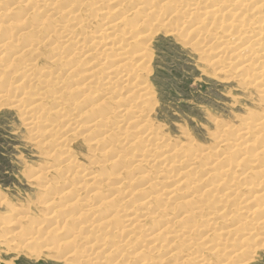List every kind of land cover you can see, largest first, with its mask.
Instances as JSON below:
<instances>
[{
  "label": "rangeland",
  "instance_id": "rangeland-1",
  "mask_svg": "<svg viewBox=\"0 0 264 264\" xmlns=\"http://www.w3.org/2000/svg\"><path fill=\"white\" fill-rule=\"evenodd\" d=\"M19 1L0 0V29L2 34L6 32L4 36L0 33V45L5 42L6 46L3 55L0 54V264H182L183 260V264H198L197 260L189 259L194 256L204 257L211 264H223L229 255L237 253L238 259H230V264H264V190L261 191L264 183L258 189L261 196L251 198L254 188L249 189L257 178H264V169L262 175H252L258 171L255 167L264 168V147L261 148V143H256V147L243 133L244 128L256 124L253 120L256 115L264 120V69L261 68L263 64L260 66L254 61L246 70L238 67L244 58L256 56L260 63L263 60L264 36L259 37L257 33H264V1L250 4L256 14L245 11L244 5L248 3L245 1L236 0L237 3H234L236 1L225 0L229 3L228 13L226 10L217 11L218 0L200 2L199 10L214 7L216 13L208 18L213 27L199 29L194 25L196 18H185L194 8L186 6L188 2L183 0L185 3L178 8L172 22H167L166 26L173 27L170 29L173 32H170L165 26L158 28L159 24L153 22L151 25L150 21L146 23L142 18L133 16L129 10L139 3L137 0H129V5L125 4L123 9L121 6L118 13L112 12L116 5L112 1L96 0L89 12L83 9L77 11L75 17H53L49 26L39 32L34 30V34L30 32L31 27L37 24L38 19H45V15L51 19L52 7L62 9L66 4L57 0L60 2L52 3L56 7L50 5L51 8L45 6L46 9H41L43 2L39 1L36 11L34 3L29 2L24 7L19 5ZM47 1L45 4H51L53 0ZM143 4L141 7H150L146 2ZM105 11L108 12L105 14L107 19H104ZM28 12L30 17L23 23L21 18ZM122 15L126 18L124 22ZM256 16L259 18L256 19ZM177 19L186 24L182 26L183 23ZM19 21L23 24L21 27ZM8 24H17L19 28ZM106 24L107 27L112 24L117 26L98 33L97 29ZM230 25H234L232 28L235 29H231ZM10 26L16 31L12 30L13 35ZM61 26L75 32L72 44L68 42L69 49L68 45H62V35L56 36L51 32ZM236 28L250 37L256 35L259 41L243 51L247 45L237 42ZM7 33L15 38L14 41L20 33H24L23 38L26 37L14 43ZM112 33L119 42L112 53L118 54L122 48L127 60L125 63L129 64L123 79L119 76L112 80L108 74L119 62V54H109L111 51L105 50L106 40L114 39L110 35ZM44 35L49 38L38 46V51L20 53L18 48L22 44L41 41ZM102 38L107 39L103 41ZM227 38L230 45L226 52L234 50L235 53L222 56V43ZM91 40L101 41L100 49L90 45ZM73 49L75 55L71 58L66 54ZM235 56L239 58L235 60ZM57 58L62 60L59 61L62 64ZM97 58L104 64L100 72L102 75H96L97 79L100 78L98 85L94 83L97 81L95 78L90 84L84 77L90 62L97 61ZM135 60L141 62L140 65L143 63L142 67L136 66L138 63ZM73 65L75 72L59 75L61 69ZM28 69H32L33 80L30 82L25 79L19 82L13 76L14 73H28ZM117 71L114 70L113 76ZM47 72L52 74L50 78L55 83L49 84L48 96L39 95V90L48 89H44L42 82L44 77H49ZM107 76L111 79L110 83L114 81L111 86H108V81H101ZM258 76H262V81ZM82 83L86 86L80 85ZM9 84L14 87L13 92L7 91ZM104 88L106 93L111 90L110 93H100ZM38 96L45 99L41 101L40 113L33 117L32 106L39 103L35 100ZM19 99L20 104H24L20 105ZM60 107H67L62 116L59 114ZM27 108H30V114L26 113ZM100 108L104 110L102 116ZM122 108H126L128 113L122 115ZM87 112L90 117L94 115L92 119L100 115L97 119L102 123L96 133L86 132L91 120ZM119 113L124 120H119ZM140 114L145 116V120L141 117L142 120L135 124ZM108 116L112 121L104 126L103 121ZM55 126L58 128L55 129ZM47 129L50 132L45 137L37 136V131ZM54 129L57 132L51 131ZM108 130L111 137L105 138V142L99 140L101 134ZM255 136L264 137V126L255 131ZM51 137L53 141L43 145L42 141ZM60 138L65 140L61 142ZM234 144V148L229 150ZM198 156L201 158L196 161ZM235 162L239 164L233 172H224L229 164ZM190 163L195 164V167L192 166L194 169L186 168L185 164ZM84 171L102 178L104 186L86 180L82 177ZM146 174L152 179L150 186L143 185L145 181L142 177ZM170 176L172 182L168 181ZM169 185L176 186L171 194V188H167ZM142 189L146 192L141 193ZM204 191L207 193L202 196ZM155 192L160 195L158 200L149 208L141 209L138 205L142 202L141 196ZM229 192H239V195L236 199L228 198ZM187 194L194 198L187 196L189 204L178 208L183 201L181 196ZM110 195H113L114 202L111 200L110 204L107 202L108 205L103 203L100 206ZM115 211H118L117 218H111V213ZM187 211L191 212L183 214ZM144 212L150 216L139 218ZM188 214L190 216L186 217ZM127 218L135 221L133 229L124 226ZM105 220L109 222L104 223ZM242 220L246 225L235 230L233 223ZM47 226L56 227V234L47 232ZM158 226L165 229L170 226L171 229L158 236L156 240L160 239L157 241L147 240ZM231 229L235 231L232 236L228 234ZM211 232L214 234L208 237ZM247 234H251L250 237ZM71 236L77 238V244L64 243L71 240ZM172 241L176 247H172ZM46 243H50L52 249L45 251L50 257L40 255L35 258L27 253L45 248ZM188 245H193L191 251L187 250ZM206 246L212 247L215 253L207 254ZM223 259L226 260L222 262Z\"/></svg>",
  "mask_w": 264,
  "mask_h": 264
},
{
  "label": "bare ground",
  "instance_id": "bare-ground-1",
  "mask_svg": "<svg viewBox=\"0 0 264 264\" xmlns=\"http://www.w3.org/2000/svg\"><path fill=\"white\" fill-rule=\"evenodd\" d=\"M43 2V5H41V9H46L47 7H50V5L51 6H55V4H52V3H58V2H60V1H62L63 3L65 2V8L64 7H62V9H58L56 6V8H54V7H52V10L54 11L53 12V14H52V17H50L51 19H48L47 18V16H49V15H45V19H38V22H37V24L36 23H34V26H32L31 28H32V30L30 31V32H32L33 34H34V30L35 31H37V32H39L41 29H44L46 26H49L50 24H49V22L51 23V21H53L52 20V18L53 17H56V16H58V15H66V17L67 18H70V17H72V16H74L75 17V14H76V12L77 11H81V10H83L84 9V11L85 10H87L88 12L90 11V10H92V8H94V5H95V1L96 0H85L86 2L84 3L83 2V0H77L76 2H75V0H73V1H71V0H60V1H57V0H51L52 2H51V4H49V3H47V4H45V2H48L47 0H21V1H19V5L20 6H26V5H28V3L29 2H31V3H34V9L37 11L38 10V8H39V6L37 5L38 4V2ZM100 1V0H99ZM105 1V0H104ZM107 1V0H106ZM105 1V2H106ZM110 1H112V3H115L114 5V7L112 8V12H114V13H118V12H120L121 11V6H122V9H123V7H124V5L125 4H128L129 3V0H110ZM136 1V0H135ZM187 2H188V4H186V6H190V5H192V7L194 8V9H190L191 10V12L190 13H188V14H186V16H185V18H187V19H189V18H196V20H195V24L194 25H196V28H199V29H203V28H205L206 26L207 27H209V26H211V25H214L211 21H209L208 22V18L209 17H212L216 12H215V9H214V7H211V10L209 9H207V10H204V11H201V10H199L200 9V7H199V5H200V2L202 3H206V2H204V1H207V0H186ZM212 1V0H211ZM211 1H210V3H211ZM230 1V0H229ZM232 1H236V0H232ZM239 1H245V2H248L246 5H244L246 8H245V11H247V10H249L248 12H253V10L255 9L254 7H253V5H252V7H250L251 5L250 4H255L256 2L255 1H257V0H239ZM259 1V0H258ZM262 2L264 1V0H261ZM103 2V1H102ZM101 2V3H102ZM109 2V1H108ZM132 2H134V1H132ZM136 2H139L137 5H133V7L131 8V10H129L130 11V13L133 15V16H135V17H140V18H142L143 19V21H150V23H151V25H152V23L154 22V24L156 23V24H159V27L158 28H162L161 26H165V27H167V29H172L173 27L172 26H166L167 25V22H169V21H171L173 18L172 17H174L175 16V14L176 13H178V8L179 7H181L182 6V4H184L185 2L183 1V0H137ZM136 2L134 3V4H136ZM146 2V5L147 6H150V7H141V5H144L143 3H145ZM218 5H217V2H216V5H217V7H216V9H217V11L218 12H220V11H225L226 9H227V5L229 4V3H226V1L225 0H218ZM228 2V1H227ZM202 3V4H203ZM213 3V2H212ZM234 3H237V1L236 2H234ZM244 3V2H243ZM60 4H62V3H60ZM105 4V3H104ZM109 3H107L106 5H108ZM177 4H178V6H177ZM214 5H215V3H213ZM213 4H212V6H213ZM17 5V4H16ZM59 5V4H58ZM98 5V4H97ZM129 5V4H128ZM140 5V6H139ZM211 5V4H210ZM45 6H47V7H45ZM255 6V5H254ZM257 6V5H256ZM76 8V10L74 11V9ZM105 7V6H104ZM129 7V6H128ZM171 7H173L172 9H171ZM198 7H199V9H198ZM260 7V6H259ZM51 8V7H50ZM207 8V7H206ZM205 8V9H206ZM254 8V9H253ZM256 8H258V7H256ZM262 8V7H261ZM114 9V10H113ZM127 9V8H126ZM129 9V8H128ZM180 9V8H179ZM259 9V8H258ZM58 10H60V11H58ZM198 10H199V12H198ZM234 10V9H233ZM62 11H66V12H62ZM127 11V10H126ZM128 11V12H129ZM235 11H237V10H235ZM259 11V10H258ZM257 11V12H258ZM261 11V10H260ZM86 12V11H85ZM106 12L107 11H105L103 14H104V16H105V14H106ZM127 12V13H128ZM183 11H181V13H182ZM238 12H239V9H238ZM238 12H236V13H238ZM251 12V13H252ZM30 12H28V13H25L23 16H22V22L24 23V21L27 19V18H29L30 17V14H29ZM108 13V12H107ZM126 13V12H125ZM226 13H228L227 12V10H226ZM234 13V12H233ZM254 13V12H253ZM260 13V12H259ZM3 14V13H2ZM78 14H79V12H78ZM77 14V15H78ZM183 14V13H182ZM182 14H181V17H182ZM221 14H223V13H221ZM225 14V13H224ZM254 14H256V12L254 13ZM254 14H252V15H254ZM5 15V14H4ZM72 15V16H71ZM116 15V14H115ZM177 15V14H176ZM2 16V15H1ZM87 16V15H86ZM178 16L180 17V14H178ZM216 16V15H215ZM234 16V15H233ZM245 16V15H244ZM88 17V16H87ZM107 17H109V16H107ZM214 17V16H213ZM234 17H237V16H234ZM243 17V16H242ZM248 17H250V15H248ZM118 18V17H117ZM256 19L257 18H259V16L257 17H255ZM55 19V18H54ZM88 19V18H87ZM104 19H107L106 18V16L104 17ZM124 19H126V18H123V15H122V22H124L125 20ZM212 19V18H211ZM239 19L240 18H238L237 20L239 21ZM118 20V19H117ZM138 20V19H137ZM177 20H179V19H177ZM213 20V19H212ZM215 20V19H214ZM217 20V19H216ZM236 20V19H235ZM243 20V19H242ZM255 20V19H254ZM116 21V20H115ZM120 22H121V20H119ZM180 21V20H179ZM241 21V20H240ZM138 22V21H137ZM172 22V21H171ZM178 22V21H177ZM180 22H182V20L180 21ZM242 22V21H241ZM245 22V21H244ZM259 22V21H258ZM19 23H20V21H19ZM108 23V22H107ZM111 23V22H110ZM114 23H116V22H114ZM119 23V22H118ZM141 23L142 22H140L139 24L141 25ZM147 23V22H146ZM183 24H182V26L183 25H185L186 24V22H182ZM240 23V22H239ZM22 23H20V24H18L19 26L21 25ZM148 24H149V22H148ZM8 25H11V24H8ZM17 25V24H16ZM16 25H11L12 27L14 26V28L15 27H18L19 28V26H16ZM23 25V24H22ZM110 25V24H109ZM119 25V24H118ZM177 25H178V23H177ZM229 25V24H228ZM238 25V24H237ZM242 25V24H241ZM241 25H238V26H241ZM6 26V25H5ZM10 26V27H11ZM104 27H99L97 30V32L98 33H103V30L105 29L106 31H109V30H112L111 28H113L114 26H117V24H112L111 26H108L107 27V24L106 25H103ZM106 26V27H105ZM174 26V25H173ZM231 26V25H230ZM229 26V27H230ZM234 25H232L231 26V29H235V28H232ZM237 26V27H238ZM9 27V28H10ZM12 27H11V32H12V30L14 29H12ZM21 27V26H20ZM185 27V26H184ZM206 27V28H207ZM211 27H213V26H211ZM243 27V26H242ZM1 28V27H0ZM7 28H8V26H7ZM6 28V29H7ZM17 28V29H18ZM134 28V27H133ZM193 28V27H192ZM195 28V27H194ZM195 28V29H196ZM2 29V28H1ZM1 29H0V33H1ZM5 29V30H6ZM16 29V28H15ZM20 29H23V28H20ZM48 29H50L49 27H48ZM96 29V28H95ZM103 29V30H102ZM176 29H178V28H175V30ZM198 29V30H199ZM230 29V31H232ZM174 30V31H175ZM180 30V29H179ZM236 30L237 31H235L234 32V34L235 33H237V35L235 36L236 38H237V42H239V43H244V44H246L247 46L245 47V48H243L244 50L243 51H245V49L246 48H248V47H250L253 43H256V42H258L259 40H258V38H257V36H259V37H261V36H264V33H262V32H259V33H257V36L256 35H254V36H249V35H247L246 33H244V32H242L241 31V29L239 28H236ZM27 31V30H26ZM42 31V30H41ZM93 31H94V29H93ZM128 31V30H127ZM178 31V30H177ZM201 31V30H200ZM11 32H9L10 34H11ZM13 32L15 33L16 31H14L13 30ZM13 32H12V34L11 35H13ZM17 32H19V31H17ZM28 32V31H27ZM51 32H53V34L54 35H56V36H61L62 35V39H63V42H62V45H68V42L70 41V43H71V41L73 40L72 38L73 37H76L75 36V32H74V30H70V29H67L66 27H64V26H61V27H59V29H57V30H52ZM167 32H168V30H167ZM170 32H173V30L171 31L170 30ZM169 32V33H170ZM186 32H188V31H186ZM198 32V31H197ZM9 33H7L8 35H9ZM26 33V32H25ZM110 33V32H109ZM179 33V32H178ZM230 33V32H229ZM240 33H241V35H240ZM243 33H244V35H243ZM2 34V33H1ZM4 34H6V32L4 33ZM4 34H2V36H4ZM23 34L24 33H20V34H18L19 36L17 37V39L16 40H19L18 42H20V41H22V40H24V38L26 37H22L23 36ZM27 34V33H26ZM32 34V35H33ZM95 34H97V33H95ZM101 34H99L98 36H100ZM127 34V33H126ZM147 34V33H146ZM189 34V33H188ZM231 34H233V31L231 32ZM230 34V35H231ZM11 35H9L10 36V38L11 39H13V42L15 43L16 42V40L14 41V39L15 38H13V36L11 37ZM17 35V34H16ZM28 35V34H27ZM111 36L113 35V38L116 36L114 33H112V34H110ZM172 35H174V34H172ZM176 35H177V33H176ZM9 36H8V38H9ZM46 35H44L43 36V39L41 40V41H38V40H35V41H31V42H25V44H22V46H20L18 49L20 50V53H21V51L24 53V54H27V53H30V54H33V53H31V52H33V51H38L39 50V45L41 44V43H44L46 40H47V38H49V37H45ZM93 36V35H92ZM97 36V37H98ZM171 36V35H170ZM187 36H189V35H187ZM207 36V35H206ZM210 36H212V35H210ZM28 37V36H27ZM95 37V36H94ZM173 37V36H172ZM230 37V36H229ZM4 38V37H3ZM2 38V39H3ZM38 38V37H37ZM65 38H67V39H65ZM144 38H147V37H144ZM149 38V37H148ZM187 38V37H186ZM205 38V37H204ZM4 39H6V38H4ZM27 39V38H26ZM25 39V40H26ZM103 39V41H105L106 39L105 38H102ZM121 39V38H120ZM119 39V41H122V40H120ZM228 39V38H227ZM235 39V38H234ZM95 40V39H94ZM97 40V39H96ZM236 40V39H235ZM9 41V40H8ZM77 41V40H76ZM117 42V43H116ZM5 43V42H4ZM4 43H2V45H0V54L1 55H3V52L5 51L4 50V48L6 47L5 46V44ZM75 43V42H74ZM77 43V42H76ZM89 43V42H88ZM106 43H108L107 44V46H105V50L106 51H111V53H109V54H114V53H112V49H114V47L116 46V44H118L119 42L117 41V39H111V40H106ZM4 44V45H3ZM12 44V43H11ZM54 44V43H53ZM72 44V43H71ZM101 44V41L100 42H98V41H93V40H91L90 41V45H93V46H95V47H97L98 49H100L99 48V45ZM122 44V43H121ZM190 44V43H189ZM223 45H224V51L222 50V48H221V50H222V52L221 53H223L222 54V56L224 55V54H226V53H230V52H226V50H228V48H227V46L228 45H230V42H229V39L228 40H226V41H224L223 43H222ZM243 44V45H244ZM19 45H21V44H19ZM55 45V44H54ZM82 45V44H81ZM103 45H104V43H103ZM222 45V46H223ZM69 46L70 45H68L67 46V49H69ZM75 46V45H74ZM136 46V45H135ZM8 47V46H7ZM11 47H13V46H11ZM89 47V46H88ZM92 47V46H91ZM101 47V46H100ZM132 47H134V46H132ZM146 47H147V45H146ZM204 47H205V45H204ZM203 47V48H204ZM115 48H118V47H115ZM130 48V47H129ZM138 48V47H137ZM145 48V47H144ZM63 48H60V50H62ZM119 50H121V52L120 53H118V51L117 50H115V51H117V53L119 54V58H118V60H119V62L117 63H115L114 64V68H113V70H111V71H108V74L110 75V77L111 78H113L112 80H114V79H116L117 77H121V79H123L124 78V76L125 75H123L124 74V72H125V70H126V65H128L129 66V64H126L125 63V61H127L126 60V57H124V51L122 50V48L121 49H119ZM137 50V52H138V49H136ZM144 49H142L141 51H143ZM206 50V49H205ZM220 50V49H219ZM220 50V51H221ZM17 51V50H16ZM15 51V52H16ZM68 51H70V52H68V54H66V55H70V57L72 58V57H74V55H75V53H74V49L73 50H68ZM96 51V50H95ZM140 51V52H141ZM146 51H147V49H146ZM136 52V53H137ZM87 53V52H86ZM101 53H103V52H101ZM145 53V52H144ZM232 53H235L234 52V50H233V52ZM232 53H230V55L232 54ZM240 53V52H239ZM59 54H62L63 55V52H60ZM78 54V53H77ZM118 54H114V55H118ZM135 54V53H134ZM133 54V55H134ZM138 54V53H137ZM140 54H143V53H139V55ZM243 54V53H242ZM65 55V54H64ZM91 55V54H90ZM95 55V54H94ZM237 55H238V52H237ZM241 55V53L239 54V56ZM86 56V55H85ZM88 56H89V54H88ZM87 56V57H88ZM143 56V55H142ZM221 56V55H220ZM27 57V56H26ZM76 58H77V56H75ZM90 58H91V56H89ZM88 57V58H89ZM134 57V56H133ZM135 57H136V55H135ZM137 57H138V55H137ZM136 57V58H137ZM141 57V56H140ZM64 58V57H63ZM62 58V59H63ZM66 58V57H65ZM64 58V59H65ZM92 58H93V60H96V59H94V56H92ZM96 58V57H95ZM235 60H237L239 57L238 56H235ZM262 58V57H261ZM23 59V58H22ZM58 59V62L59 61H62L61 59H59V58H57ZM100 58H97V61H94V62H90V64H89V68H87V71H86V73H85V76L84 77H86V79H85V81H87V82H89L90 84H92L94 81H93V79L95 78L97 81L96 82H94L95 84H100L99 82H98V80L100 79H97L96 78V75H98L103 69H104V64L103 63H101L100 61H98ZM143 59V58H142ZM220 59V58H219ZM256 56H253V57H251V58H247L246 60H245V58H244V60L242 61V62H240L239 64H238V67H240V69H243V70H246L247 69V67L249 66V64L251 63V62H255V63H259L260 64V66L263 64V66H261V68L262 69H264V57H263V60H262V62L260 63V62H258V60L256 59ZM141 60V59H140ZM139 60V61H140ZM144 60V59H143ZM143 60H141V61H143ZM12 61H14V60H12ZM67 61V60H66ZM136 61V63H138L137 62V60H135ZM261 61V60H260ZM102 62H104L103 60H102ZM60 64H62L61 62H59ZM141 63V62H140ZM140 63H138L136 66H138V65H140ZM143 64V63H142ZM141 64V65H142ZM131 65H132V63H131ZM140 65V66H141ZM76 66H77V64H76ZM135 66V65H134ZM135 66V67H136ZM140 66H138V67H140ZM75 66L73 65L72 67H70V68H68V69H61V73L59 74V75H66V74H68V73H70L71 71L72 72H75V71H73V68H74ZM125 67V68H124ZM134 67V68H135ZM142 67V66H141ZM62 68V67H61ZM137 68V67H136ZM135 68V69H136ZM230 68H231V66H230ZM229 67H228V69H230ZM106 69V68H105ZM131 69V68H130ZM144 69H145V67H144ZM235 69V68H234ZM114 70L116 71V70H118L117 71V73L113 76V74L115 73L114 72ZM134 70V69H133ZM32 69H28L27 70V72L28 73H22L21 72V74H15L14 73V77L16 76V80L17 81H22V80H26V81H32L33 80V78H32ZM120 71V72H119ZM234 71V70H233ZM236 71V70H235ZM17 72H19V70L17 71ZM50 72V71H49ZM49 72H47V74L49 73ZM71 72V73H72ZM111 72H112V75H111ZM114 72V73H113ZM137 72V71H136ZM261 72V71H260ZM59 73V72H58ZM104 73V72H103ZM74 74V73H73ZM101 74V73H100ZM129 74V73H128ZM50 75H52L51 73H49V77L48 76H46V77H44V79H42V82H43V85H44V89H46V88H48V87H50L49 86V84L50 85H52V83H55V82H53L52 81V79L50 78ZM71 75V74H70ZM102 75V74H101ZM133 75H134V73H133ZM251 76H254V75H251ZM256 76V75H255ZM48 77V78H47ZM110 77L109 76H107L106 78H103L101 81H108L107 82V84H108V86L110 85V84H113L114 83V81L112 82V83H110L111 81H109V80H111L110 79ZM258 77H260V79H261V81H262V76H258ZM257 77V78H258ZM0 78H2V75H0ZM256 78V79H257ZM63 79V78H62ZM0 80H2V79H0ZM258 80V79H257ZM24 82V81H23ZM52 82V83H51ZM104 82V83H105ZM14 83V82H13ZM16 83V82H15ZM22 83V82H21ZM56 83H58V82H56ZM4 84V83H3ZM35 84V83H34ZM89 84V85H90ZM57 85V84H56ZM80 85H83V87H85L84 86V84L82 83V84H80ZM4 86V85H3ZM35 86H36V84H35ZM111 86V85H110ZM7 87V86H6ZM16 87V86H15ZM82 87V86H81ZM82 87V88H83ZM91 87H92V85H91ZM94 87V86H93ZM0 88H2V86L0 87ZM9 89L7 90L8 92L9 91H12V89H14V87H12L10 84H9V87H8ZM107 88V87H106ZM97 89V88H96ZM108 89V88H107ZM146 89V88H145ZM2 90V89H1ZM95 90V88L93 89V91ZM6 91V90H5ZM7 91L5 92L6 94H8L7 93ZM49 91H50V88H48V89H46V90H44V91H38V94L39 95H44V94H46L47 96H48V94H49ZM98 91V90H97ZM105 91V93L107 92V90L104 88V90L103 91H101L100 93H102V92H104ZM111 91V90H110ZM110 91H109V93H110ZM3 92H4V90H3ZM13 92V91H12ZM263 92H264V90H263ZM91 93V92H90ZM96 93V92H95ZM94 93V94H95ZM98 93H99V91H98ZM109 93H106V95L107 94H109ZM146 93V92H145ZM9 95V94H8ZM146 96L147 97H149L148 96V93L146 94ZM128 97V96H127ZM85 98H86V96H85ZM90 98V97H89ZM21 99H24V97L23 98H21ZM21 99H19L18 101H19V104H20V101H21ZM44 97H39L38 96V99L36 98L35 100L37 101H39V103H36V101H33L34 103H36V104H34L32 107H33V109H32V113H33V117L36 115V116H38L37 115V113L39 112V111H41V101L43 100L44 101ZM34 100V99H33ZM17 101V102H18ZM42 101V102H43ZM98 101H99V99H98ZM101 101V100H100ZM99 101V102H100ZM92 103H93V101H92ZM97 103V102H96ZM21 104H24V103H21ZM20 104V105H21ZM31 105V103L29 104V107H31L30 106ZM17 106H18V104H17ZM73 106V105H72ZM18 107H20V106H18ZM22 107H24L23 105H22ZM94 107V106H93ZM130 107V106H129ZM66 108L67 107H64V108H62L61 109V107L59 108L60 109V111H59V114L61 115L62 113H65V110H66ZM76 108V107H75ZM73 109V108H72ZM97 108H95L94 110H96ZM101 109V108H100ZM125 110H123V108H122V110H121V112L123 113H121L122 115H124V114H127L128 113V110H126V108H124ZM128 109V108H127ZM28 110L30 111V108L28 109L27 108V111H26V113L28 112ZM54 110V109H53ZM93 110V111H94ZM106 110V109H105ZM58 111V110H57ZM57 111H56V113H57ZM89 111V110H88ZM92 111V112H93ZM98 111V110H97ZM104 111V110H103ZM103 111H102V109H101V116H102V114H103ZM119 111V110H118ZM96 112V111H95ZM95 112H93V113H95ZM100 112V111H99ZM107 112V111H106ZM120 112V111H119ZM25 113V114H26ZM29 113V112H28ZM40 113V112H39ZM38 113V114H39ZM54 113H55V111H54ZM86 113V112H85ZM112 113V112H111ZM115 113H117V111L115 112ZM30 114V113H29ZM52 114V113H51ZM58 114V113H57ZM67 114V113H66ZM120 114V113H119ZM118 114V115H119ZM120 114V116L118 117L119 118V120H124L123 119V116ZM28 115V114H27ZM53 115V114H52ZM65 115V114H64ZM83 115V114H82ZM87 115L89 116V114H88V112H87ZM90 115H91V113H90ZM115 115V114H114ZM113 115V116H114ZM117 114H116V116H118ZM253 115V114H252ZM26 116V115H25ZM59 116V115H58ZM57 116V117H58ZM62 116V115H61ZM68 116V115H67ZM94 116V115H93ZM93 116H91V117H93ZM100 116V115H99ZM99 116H97V118H99ZM121 116H122V119H121ZM254 116V115H253ZM29 117V116H28ZM66 117V116H65ZM90 117V116H89ZM90 117V118H91ZM111 117V119H113L112 118V116H110ZM134 117H136V116H134ZM141 117H143V119L145 118V116L144 115H139V116H137V118H136V121H135V124L141 119ZM96 117H94L93 119L91 118V120L89 121V123L87 124V130H86V132H90V133H96V131H97V129H98V126H99V124L100 123H102L100 120H98ZM101 118V117H100ZM117 118V119H118ZM133 118V117H132ZM105 119V118H104ZM110 118H109V116L108 117H106V121L104 122L103 121V123H105V124H103L104 126L106 125V124H109L110 123V121H112V120H109ZM60 120H61V118H60ZM102 120H103V118H102ZM133 120H134V118H133ZM142 120V119H141ZM145 120V119H144ZM253 120H255V122H256V124H254V125H252L250 128H244V130H243V133L245 134L244 136H246L248 139H250V140H252V142H253V144L254 145H256V143H261L262 144V146H261V148L262 147H264V140H263V138H260V137H258V136H255L254 137V133H255V131H257L260 127H262V126H264V120L262 119V118H259L257 115L255 116V118L253 119ZM132 121V120H131ZM56 122V121H55ZM63 123H64V121H62ZM119 122V121H118ZM134 122V121H133ZM141 122V121H140ZM28 123H30L29 121H28ZM123 123H124V121H123ZM58 124H60V123H58ZM120 124V123H119ZM134 124V125H135ZM145 124V123H144ZM64 125V127L65 126H67L68 127V125H65V124H63ZM142 125V124H141ZM34 126V125H33ZM32 127V126H31ZM58 128V126H55V129H57ZM62 127V126H61ZM146 127V126H145ZM55 129L54 130H51V131H54L53 133H55V132H57V131H55ZM140 129V128H139ZM48 130H50V129H47L46 131H44V132H42V131H37L36 133H37V136L38 137H45L46 136V133L48 134L50 131H48ZM110 130H114V128L113 129H110ZM110 130H108V131H104V133L103 134H101V137L99 138V140L101 139V140H104L105 138H107V137H111V136H109V131ZM228 130V129H227ZM246 130V131H245ZM30 131H31V129H30ZM60 131V130H59ZM85 131V130H84ZM225 131V130H224ZM35 133V134H36ZM147 133V132H146ZM149 133V132H148ZM151 133V132H150ZM110 134H111V132H110ZM92 135V134H91ZM252 135H253V137H252ZM53 136V135H52ZM89 136V135H88ZM149 137V136H148ZM67 138V137H66ZM61 139V138H60ZM148 139V138H147ZM63 140H65V139H61V142L63 141ZM98 140V141H99ZM45 141V140H44ZM42 141V143H44L43 145H45V144H48L50 141H53V139H52V137H51V139L50 140H48V141ZM106 140H104L103 142H105ZM59 142H60V140H59ZM37 143H38V141H37ZM56 144V143H55ZM152 145V144H151ZM226 145V144H225ZM236 144H234L233 146H231L230 148H229V150H231V149H233L234 148V146H235ZM162 146V145H161ZM166 147V146H165ZM256 147H258L257 145H256ZM109 150H110V148H108ZM107 149V150H108ZM162 149V148H161ZM257 149H259V148H257ZM157 151V150H156ZM143 157V156H142ZM162 157V156H161ZM199 158H197L196 159V161L197 160H199L200 158H201V156H198ZM189 158V157H188ZM144 159V158H143ZM156 159V158H155ZM238 160H239V158H238ZM143 161V160H142ZM196 161H195V163H196ZM240 161V160H239ZM67 162V161H66ZM144 162V161H143ZM186 162V161H185ZM188 162V161H187ZM191 162H193V161H191ZM138 163V162H137ZM143 164V163H142ZM141 164V165H142ZM180 164L182 165V162H180ZM237 164H239L238 162H235L234 164H229V166H228V169H226L224 172H233L234 171V169H235V167H237L238 165ZM138 165V164H137ZM140 165V164H139ZM140 165V166H141ZM185 165H187V167L186 168H193L192 166H194L195 167V164L193 165L192 163H190V164H185ZM258 171L257 172H255V173H252V175H254V176H260V175H262V173H263V166H257V167H255ZM182 169V168H181ZM185 169V168H184ZM194 169V168H193ZM259 169H261V170H259ZM45 170V169H44ZM44 170H42V171H44ZM57 170V169H56ZM41 171V172H42ZM51 171V170H50ZM189 171V170H188ZM187 171V172H188ZM92 173V172H91ZM89 171H84V172H82V174H83V176L82 177H85V178H87L86 180H91L94 184H97L98 186H100L101 187V184H102V182L104 181H102L101 182V180H102V178H100V177H97V175L95 176V175H93V174H91ZM121 173V172H120ZM178 174H181V173H178ZM120 175V174H119ZM145 177L147 176V174L146 175H144ZM142 177L143 178V180L142 181H145V183L143 184V185H149V183L152 181V179H151V177H148L149 176V174H148V176H147V178H145V177ZM178 176H181V175H178ZM188 176V175H187ZM103 177V176H102ZM119 177V176H118ZM108 178H110L111 179V177H108ZM141 178V179H142ZM181 178H183V177H181ZM189 178V177H188ZM188 178H187V180H188ZM170 179H172V176H170L169 177V180L168 181H170V182H172V180H170ZM183 180H185V179H183ZM106 181V180H105ZM110 181V180H109ZM168 181H167V183H168ZM177 181H178V179H177ZM188 183H190V182H188ZM264 183V178H257V181H256V183L253 185V186H251L249 189H251L252 187L254 188L251 192H252V196H251V198H256V197H258V196H261V193H259V192H261V191H263L264 189H262L261 191H258V189L260 188V186L262 185ZM120 184V183H119ZM121 184H123V183H121ZM180 184V183H179ZM142 185V186H143ZM177 185V184H176ZM192 186H193V184H191ZM102 186H104V184H102ZM150 186V185H149ZM148 186V187H149ZM176 186L175 185H169L167 188H171V191H169L170 192V194L173 192V190H174V188H175ZM189 188V187H188ZM119 189H120V187H119ZM147 189V188H146ZM148 190V189H147ZM170 190V189H169ZM176 190H178V189H176ZM175 191V190H174ZM69 191L67 190V193H68ZM140 192L141 193H143V192H146L145 191V189H142V190H140ZM139 192V193H140ZM168 192V193H169ZM231 192V191H230ZM230 192H229V194H228V198H232L233 197V199L235 198L236 199V196L237 195H239V192H234L233 194H230ZM167 193V192H166ZM165 193V194H166ZM167 193V195H170V194H168ZM205 193H207V191H204L203 192V194H201L202 196L205 194ZM125 194V193H124ZM124 194H120L121 196L123 195L124 196ZM160 194V193H159ZM163 194V193H162ZM174 195H175V193H173ZM172 194V196L171 197H173L174 195ZM166 195V196H167ZM160 196V195H159ZM159 196H158V193H153V194H145L144 196H141V198H142V202L141 203H139L138 205L140 206V208L142 209V208H149V206L150 205H152L153 203H155L157 200H158V198H159ZM190 197V198H194V196H191V195H189V194H187V195H185L184 197H182L181 196V200H183L180 204H179V207L178 208H180V207H184V206H187L189 203H188V201H189V198L188 197ZM114 197H116V196H114ZM167 197H169V196H167ZM171 197H169V198H171ZM125 198V197H124ZM123 198V199H124ZM168 198V199H169ZM161 199H162V196H161ZM106 201L104 202L103 200V202L100 204V206L101 205H103V203L105 204H107V202H108V204H110L109 203V201H113V195H110V196H107L106 197V199H105ZM99 201H101V200H99ZM111 201V202H112ZM165 201H168V200H165ZM114 202V201H113ZM186 203H188V204H186ZM107 204V205H108ZM103 207V206H102ZM101 207V208H102ZM106 207V206H105ZM105 209V208H104ZM191 211H187V212H184L183 214H186V213H190ZM253 212H258L257 210H254ZM112 215H110L111 216V218H113V217H115L116 216V218H117V214H118V211H115V212H113V213H111ZM141 215L139 216V218L140 217H145V216H147L149 213L148 212H144V214L143 213H140ZM215 214L218 216L219 214H218V212H215ZM154 215V214H153ZM149 216H150V214H149ZM190 215L188 214L186 217H189ZM147 218V217H146ZM145 218V219H146ZM109 220H110V218H109ZM109 220H105L104 221V223H106V222H109ZM243 220H245V219H243ZM243 220L242 221H238V222H234L233 223V225L235 226L236 225V227H235V230L237 229V228H239V227H242V226H245L246 225V222L244 221L243 222ZM125 221V227L126 228H130L131 229V227H132V229H133V226H134V224H135V221L131 218V219H129V218H127V219H125L124 220ZM215 222V221H214ZM216 223V222H215ZM182 223H180V225H181ZM166 225V224H165ZM179 225V226H180ZM123 226V227H124ZM259 227H260V225H258ZM45 227V226H44ZM183 227V226H182ZM42 228V227H41ZM167 229H165L163 226L160 228L159 226L158 227H156V230H155V228H154V230H152V233L149 235V237L150 238H148L147 240H156V238L159 236V237H161L162 235V233L163 232H167L169 229H171V227L170 226H167L166 227ZM56 229V227H54V228H50V227H48L47 226V228H46V231L47 232H49L50 234H56L55 232H54V230ZM123 229V228H122ZM122 231V230H121ZM127 231H129L128 229H127ZM180 231V230H179ZM184 231V230H183ZM144 232V231H143ZM146 232V231H145ZM144 232V233H145ZM233 232H235L233 229H231V230H228V234L229 235H234V233ZM143 233V234H144ZM189 233V232H188ZM146 234H147V232H146ZM149 234V233H148ZM165 234V233H164ZM214 233L213 232H211L210 234H209V236L208 237H210V236H212ZM161 235V236H160ZM250 235L251 234H247V236L248 237H250ZM228 236V235H227ZM55 237V236H54ZM146 237H147V235H146ZM247 237V238H248ZM145 238V237H144ZM246 238V239H247ZM71 240H67L66 242H64L65 244H67L68 243V245H70V244H77V242H76V240H77V238L76 237H74V236H71V238H70ZM160 239V238H159ZM159 239H157V240H159ZM180 239V238H179ZM144 240V239H143ZM146 240V241H147ZM156 240V241H157ZM248 240V239H247ZM174 241H175V239H174ZM29 242H31V241H29ZM177 242V241H176ZM175 242V243H176ZM180 242V241H179ZM25 244V243H24ZM49 244L50 243H46L45 244V246L46 247H48L47 249H46V247L45 248H40V249H37V250H35L36 252H27L29 255H31V256H34L35 258H37V257H39L40 255H44V256H46V257H50V256H48L47 255V253L45 252L46 250L47 251H52V249H51V246H49ZM170 244H173L172 245V247H176V246H174L175 244L173 243V241L170 243ZM177 244V243H176ZM63 245V244H62ZM118 245V244H117ZM161 245V244H160ZM179 245H181V244H179ZM65 246V245H64ZM123 246V245H122ZM124 247V246H123ZM25 248V247H24ZM29 248V247H28ZM60 248H62V247H60ZM119 248V247H118ZM180 248H182V247H180ZM180 248H178V249H180ZM192 248H193V245H188V247H187V250H192ZM21 249H23V247L21 248ZM113 249V248H112ZM121 248H119V250H120ZM177 249V248H176ZM206 253L207 254H209L210 253V255L211 254H214L215 253V251L213 250V248L212 247H208V246H206ZM39 250V251H38ZM115 250H117V252H118V249L116 248ZM217 250V249H216ZM220 250V249H219ZM21 252H22V250H20ZM26 250L24 249V252H25ZM113 251H114V249H113ZM179 251V253H180V250H177V252ZM214 251V252H213ZM116 252V251H115ZM174 252V251H173ZM218 253V252H217ZM216 253V254H217ZM174 254H175V252H174ZM177 254V253H176ZM241 254V253H240ZM123 254H121V256H122ZM136 255V254H135ZM239 255V253H237V254H231V255H229V258L227 259V261L226 262H224V260H226V259H223V261L222 262H224L223 264H230L229 263V260L230 259H234V258H236V259H238V256ZM188 256H191V254L190 255H188ZM54 259H57V257L56 256H54ZM189 259H192L193 261L194 260H197L196 262H198V264L200 263V264H211L208 260H206V258H204V257H201V256H194V257H189ZM232 260H230V261H232ZM183 261H185V260H183ZM183 261H182V264H183Z\"/></svg>",
  "mask_w": 264,
  "mask_h": 264
}]
</instances>
